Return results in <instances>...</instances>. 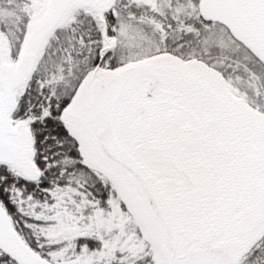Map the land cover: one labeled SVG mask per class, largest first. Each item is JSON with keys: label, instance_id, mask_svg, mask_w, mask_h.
<instances>
[{"label": "snow or ice", "instance_id": "6c2138e0", "mask_svg": "<svg viewBox=\"0 0 264 264\" xmlns=\"http://www.w3.org/2000/svg\"><path fill=\"white\" fill-rule=\"evenodd\" d=\"M0 264H264V0H0Z\"/></svg>", "mask_w": 264, "mask_h": 264}]
</instances>
